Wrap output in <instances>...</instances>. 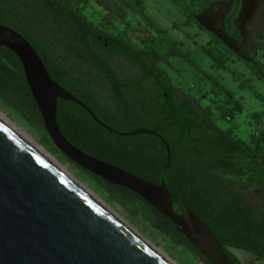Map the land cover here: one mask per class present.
I'll use <instances>...</instances> for the list:
<instances>
[{"label":"trees","instance_id":"1","mask_svg":"<svg viewBox=\"0 0 264 264\" xmlns=\"http://www.w3.org/2000/svg\"><path fill=\"white\" fill-rule=\"evenodd\" d=\"M66 1L70 3V1L82 0ZM96 1L100 4H107L112 0ZM122 1L143 4L142 0ZM170 1L180 8L187 21L195 22L201 29H204L197 21V16L218 0ZM39 2L40 8L50 10L52 13L50 14L51 19L42 21L40 25L42 26L40 29L49 31L51 37L40 36V33L35 29L36 27L32 26L30 21L25 18V20L16 18L11 11L12 8H15L12 0H0V24L11 27L23 35L43 60L51 78L77 98L82 97L83 91L87 88L74 80L66 63L57 60L55 52L62 41L51 33L53 30L56 31L57 23L54 19L62 18L65 20L64 23L70 25V10L67 6L63 8L55 7L50 0H39ZM241 5V0H234L232 8L226 16L225 23L229 27V32L232 31V21L237 17ZM139 10L143 12L144 5ZM159 30L161 29L159 28ZM209 33L213 37V41L204 44L198 43L197 50L202 51L205 56L209 57L215 63L217 69L231 72L234 79L239 81L240 88L246 89L248 87L250 92L263 103V109L257 111L260 118L255 116L257 119L255 122L256 128L251 143L237 138L233 131L220 127L209 114L205 115L193 108L190 101L178 102L175 98L168 100L161 108L155 110L158 112V118L161 113L165 118L157 119L153 127L148 129L156 131L159 136L152 134L116 135L119 140H113L110 134L106 133L105 128L88 116L82 107L72 101L63 99H58L57 121L64 136L84 152L117 165L145 180L158 184L164 183L174 196L176 207L182 197L190 191V184L197 183L200 175L207 167L217 166L224 171L239 174H224L217 170L207 172L200 185L193 187L192 193L185 196L184 204L215 233L227 256L235 264H243L231 250L232 248L264 257V212H256L246 204L241 196L233 194L219 195L216 192V186L209 183V180L214 177L215 180L220 182L219 177L227 176L250 182L252 186H259V194L264 197V164L255 166L250 173L245 174L253 165L262 160L264 153V93L257 91L253 86H247V79L238 76L227 66L230 55L228 53L232 55L237 53L222 43L216 35ZM65 37L66 42H70L71 38L68 33H65ZM164 40L166 39L164 38ZM167 40L176 49L177 43L171 41L169 37ZM197 50L188 51L185 55L188 54L187 58L191 55L195 56ZM177 51L179 50L177 49ZM92 57L98 61L96 56ZM98 63L113 78L115 77L109 66L102 61ZM248 65L252 67V74H254L258 65L252 61H248ZM0 76V99L13 107L31 126L45 134L48 141L54 143L44 126L41 113L27 84L21 61L15 53L3 46L0 47ZM157 77L158 82H161L160 71H158ZM258 77L263 79V75L259 72ZM240 99L242 98L235 99L234 109L226 115L228 119L232 118L235 110L239 112L243 110ZM109 123L116 128L122 124L131 125L130 129L123 131L145 128L139 127L135 122L113 121ZM58 151L62 153L59 149ZM100 152H104L111 158L119 154L121 157H125L126 161L119 163L108 158L105 160L97 154ZM129 160L131 162H128ZM77 166L94 179L101 188L108 191L112 199L130 210L142 212L158 229L169 235L176 243L188 247L205 264H212L179 232L172 221L156 211L138 194L126 187L108 183L79 165Z\"/></svg>","mask_w":264,"mask_h":264},{"label":"water","instance_id":"2","mask_svg":"<svg viewBox=\"0 0 264 264\" xmlns=\"http://www.w3.org/2000/svg\"><path fill=\"white\" fill-rule=\"evenodd\" d=\"M205 29L234 51L221 22L197 16ZM7 47L22 63L27 84L56 147L71 161L113 185L126 187L167 217L212 264H235L215 233L185 204L210 166L190 191L176 200L164 183L145 180L117 165L96 158L72 144L57 121L58 99L84 108L104 128L111 129L79 98L51 78L31 43L11 27L0 24V47ZM1 84V76H0ZM159 134L137 128L126 135ZM165 141L163 138H161ZM169 150V147H168ZM264 164L262 160L253 165ZM0 264H167L139 241L96 201L0 123Z\"/></svg>","mask_w":264,"mask_h":264},{"label":"rangeland","instance_id":"3","mask_svg":"<svg viewBox=\"0 0 264 264\" xmlns=\"http://www.w3.org/2000/svg\"><path fill=\"white\" fill-rule=\"evenodd\" d=\"M55 7L63 8L67 6L70 10L73 7H78L80 12L91 18L96 26L100 29L111 30L115 34L130 35L131 39L138 42H144L149 46H153L158 52L157 65L162 67L166 72L168 82L174 89V94L178 102L192 103V107L200 112L208 115L215 120V122L224 129L233 131V134L247 142L251 143V138L255 133L256 121L255 116H259L257 111L263 109V103L260 99L255 97L253 93L247 88L242 92L244 98L240 99L243 110H235L231 119H228L226 115L234 109V100L226 98L225 91L221 89L217 81L218 69L215 63L202 51L197 50V44L206 43L207 40H212L213 37L207 34L201 36L195 34L200 30L198 26L190 21H182L183 13L173 4L170 0H142L145 5L146 12L149 17L156 19V21L169 31L175 39L182 42L178 43L179 49L183 51L197 50L196 55H192L189 59H184L181 55H178L175 50H171L163 37L156 32L153 26L145 20L140 11H127L124 20H120L116 11L107 14L106 10L101 8L100 3L96 0H82V1H70L66 0H50ZM134 1V0H131ZM234 1V0H232ZM249 0H245L248 2ZM264 0H262L263 2ZM12 4L15 8H12L13 14L16 18H25L32 23V26L36 27V31L40 33V36L48 38L51 35L49 31L42 28V21L51 19V11L40 8L39 0H12ZM122 0H112L110 3H121ZM264 7V6H263ZM206 11H209L208 9ZM204 11V13L206 12ZM264 12V10H263ZM24 19V20H25ZM110 21H109V20ZM223 26L225 25V19L223 18ZM56 24V31H52V35L60 39L62 44L57 46L55 56L57 60L66 63L70 69L75 81L81 83L85 88L96 89L100 92L102 97H105L106 85L103 84V79L99 78L92 65L87 66V72L77 73L75 68V57L73 54V32L74 24L72 20L70 25L64 23V19H54ZM39 28V29H38ZM227 29V26H224ZM65 33L70 35V42H66ZM238 34V33H236ZM189 35V38H187ZM245 35L244 30L240 29L239 36ZM264 36V35H263ZM264 38V37H262ZM235 37L232 39L236 44L241 43L242 46L245 42ZM215 43V42H214ZM216 44V43H215ZM261 55L264 54V40L261 44ZM247 54L240 56L229 55L228 67L233 69L235 73L244 77L249 75L252 70L248 65L249 58H253V61H257L262 68H256L253 74V78L246 82L247 86H253L257 91L264 93V58H258L260 55L259 49L253 45L251 48H246ZM250 54L251 56H249ZM162 61H159L161 60ZM113 65V62L111 61ZM226 71L223 70V73ZM258 72L263 75V79H259ZM228 79L225 78V83ZM229 83L231 84L230 80ZM231 86V85H229ZM238 96L239 92L237 91ZM203 95L205 99L200 98ZM150 111V116L153 118H142L135 122L139 127L151 128L155 121L158 119V112L154 110ZM0 116L3 117L8 124H10L16 131L23 135L28 140L42 146L46 149L60 164V166L71 176V178L83 186L94 198L109 208L116 216H118L123 222H125L131 229H133L143 240L157 248L174 264H205L203 260L192 252L188 247L176 243L169 235L158 229L148 218H146L142 212L133 211L128 209L123 204L112 199L105 189L101 188L97 182L88 176L82 169H80L74 162L67 159L62 153H60L54 143L48 141L45 134L39 129L31 126L26 119H24L13 107L9 106L2 99H0ZM260 118V116H259ZM130 124H122L117 129L123 131L130 129ZM113 140H119V138L110 134ZM220 182L210 178L209 183L216 186V192L221 195H238L243 197L246 204L258 213L264 212V197L259 194V186H252L250 182L237 180L231 177H219ZM234 254L242 261L243 264H264V257L261 255H255L250 252H246L240 249L232 248Z\"/></svg>","mask_w":264,"mask_h":264},{"label":"flooded vegetation","instance_id":"4","mask_svg":"<svg viewBox=\"0 0 264 264\" xmlns=\"http://www.w3.org/2000/svg\"><path fill=\"white\" fill-rule=\"evenodd\" d=\"M218 1H231V8L234 3V1L232 0ZM241 1L243 4V0ZM248 3L249 2H245V5H247ZM100 5L102 9L106 10L107 14L116 11L118 18L122 21L129 13L127 11H140V7L144 4L127 3L122 1L119 4L107 3ZM211 5L207 9H209ZM230 9L225 13V15L224 13H222V17L212 16L206 10L205 13L203 12L201 14H207L218 19L223 26L222 19L224 18L226 20V16ZM263 10L264 8L257 5L256 7L253 5L251 8L254 26H256L257 28L259 27V25H261V22L264 19ZM139 13L146 18L145 20L149 23L150 26H153L156 32H159L162 37L164 36V38L166 39L164 41L167 43L171 50H175V52L178 55H181L184 59H189L187 58L188 54L185 55V53H188V51H183L178 47V43L182 41L175 39L169 31H166V28L162 27L156 21V19L149 17L146 12L145 5L143 12ZM70 14L72 23L74 24V40L72 48L75 57L74 65L77 73L87 72V66L91 64L92 68L95 70L96 75L99 78L103 79V84L106 85L105 89L107 90V92H105L106 96L102 97L101 93L96 91V89L87 88L83 91L84 94L82 95V97L78 98L92 110V112L99 118V120H101L111 128H105L107 134L126 135V133L134 131H121L109 122L120 121L128 123L136 122L142 118H150L151 116L149 113L150 111H152L153 107H155L154 110H156V108H161L162 105L167 103L168 100H171L172 98L176 99L173 91L174 89L168 82V75L165 73L166 71L162 67L157 65L156 60H158V52L156 51V49H154L153 46H149L144 42L133 40L131 39L130 35H126L125 33L115 34L111 30L98 28L92 21V19L84 15L83 12H80L78 7L76 6L73 7V10H71ZM183 15L184 16L182 18V21H186L187 18L184 13ZM233 21L231 32L228 31L229 27H227V29H224L226 23L223 26V29L227 33L229 39L232 40L235 39V37L240 39L233 28ZM192 23L198 26L195 22ZM159 28L161 30H159ZM198 28L200 30L196 31L195 34H199V32H201V36L207 33L211 35L209 33L211 31L205 29V27L204 29H201L198 26ZM243 30L244 32H246L245 28H243ZM168 37L171 41H175L177 43L176 49L173 48L171 42L167 40ZM187 38H189V35H187ZM208 41L211 40L209 39L207 40V42ZM236 46L239 47L238 51H234L228 46L232 51L237 53L235 56L241 57V55L243 56L247 54V49L244 48V46L246 47V45L242 46L241 43H239L236 44ZM177 49L179 51H177ZM248 55L251 56L250 54ZM92 56H96L98 58V61L95 60ZM99 61H102L105 65L109 66L112 69L113 73L115 74L114 78L105 69H103L102 66H100V64L98 63ZM111 61L113 62V65L111 64ZM159 61H162V59ZM249 61L254 62L253 58H249ZM254 63L258 65V68H262V66H259V63H257V61H255ZM158 71H160L161 73V82H158ZM222 71V69H218L217 78L219 81L217 82L219 83L220 88H223V90L225 91L226 98L231 100L239 97L244 98L242 92L245 89L240 88L239 81H236L234 79L231 72L225 70L226 72L222 73ZM228 77L231 84L229 83V80H227V85L225 83V78L228 79ZM244 77L247 79V82L251 80L253 78L252 70H250L249 75H245ZM247 88L248 87H246V89ZM237 91L239 92L240 96H238ZM202 98L205 99L206 96L203 95ZM82 109L87 113L88 116L93 119V117L84 108ZM152 116L155 117L154 115ZM164 118L165 116L161 113L158 119ZM97 154L101 155L105 160L108 158L119 163H124L126 161V158L121 157L119 154L112 158L108 157L104 152H100ZM128 162H131V160H129Z\"/></svg>","mask_w":264,"mask_h":264},{"label":"crops","instance_id":"5","mask_svg":"<svg viewBox=\"0 0 264 264\" xmlns=\"http://www.w3.org/2000/svg\"><path fill=\"white\" fill-rule=\"evenodd\" d=\"M248 2L249 3L245 5V0H243V4L239 12V15L233 21V28L235 32L238 33L237 35L240 38V40L241 41L243 40L245 42V45L247 48L252 49L254 45L259 49V52H260V49L262 50L261 44H263V40H264V38H262L264 37L263 36L264 35V19L258 28L254 26L251 8L253 5L255 7L257 5V6H261L262 8H264L263 7L264 1L262 2V0H249ZM231 4H232L231 1H218L212 4L211 7L208 9L209 11L207 12L211 14L212 16L222 17V13H224L225 15V13L231 8ZM243 28H245L246 30V32H244L245 35L239 36L240 29H243ZM262 57L264 58V54L261 55V52H260V55H258V58H262Z\"/></svg>","mask_w":264,"mask_h":264},{"label":"bare ground","instance_id":"6","mask_svg":"<svg viewBox=\"0 0 264 264\" xmlns=\"http://www.w3.org/2000/svg\"><path fill=\"white\" fill-rule=\"evenodd\" d=\"M0 123L8 128L12 133H14L18 138H20L24 143L31 147L35 152L42 156L46 161H48L52 166H54L58 171H60L64 176H66L70 181H72L76 186H78L82 191H84L88 196H90L94 201H96L101 207H103L109 214H111L116 221L123 226L127 231H129L133 236H135L139 241L150 248L155 254H157L163 261L167 264H174L170 259H168L163 253H161L157 248L153 247L151 244L143 240L133 229H131L125 222H123L118 216H116L109 208H107L104 203L100 202L98 199L94 198L83 186L75 182L69 173H67L57 162V160L42 146L28 140L23 135L19 134L16 129H14L8 122L0 116Z\"/></svg>","mask_w":264,"mask_h":264}]
</instances>
